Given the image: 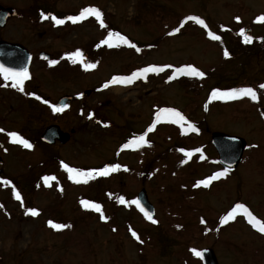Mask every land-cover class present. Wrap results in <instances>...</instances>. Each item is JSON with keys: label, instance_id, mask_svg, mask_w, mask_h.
Segmentation results:
<instances>
[{"label": "rangeland", "instance_id": "obj_1", "mask_svg": "<svg viewBox=\"0 0 264 264\" xmlns=\"http://www.w3.org/2000/svg\"><path fill=\"white\" fill-rule=\"evenodd\" d=\"M40 3L65 23L39 18L37 0H0L2 9L17 13L0 29V41L20 44L31 55L24 91L0 75V264H201L195 252L204 248L213 250L218 264H264V233L243 211L220 223L236 203L264 223V89L259 87L264 83V48L246 54L239 43L241 28L249 30L253 41L264 36V22L257 21L264 15V0ZM86 7L99 9L107 27L101 28L95 17L75 24L67 19ZM190 15L203 19L207 28L187 21ZM181 22L180 31L170 35ZM109 30L141 51L124 44L97 47ZM209 31L220 40H212ZM77 50L84 63L96 67L86 70L83 63L67 58ZM53 60L57 63L51 64ZM187 65L205 73L198 93L168 79L178 77L175 69ZM148 66L165 70L147 73L132 84L109 83ZM241 87H252L257 100L212 99L214 90ZM84 91L90 94L77 99ZM63 95L73 101L65 114L55 116L50 108ZM161 108L186 111L189 119L183 125L161 119L148 132ZM188 124L201 130L192 131ZM49 125L75 133L64 146H46L39 136ZM9 132L33 147L12 143ZM213 133L242 137V162L234 172L192 190L196 181L222 172L210 144ZM141 135L147 143L122 147ZM200 146L204 153L198 164V154L184 148ZM185 153H192L188 160ZM61 162L81 171L121 167L107 177L76 183ZM45 176L54 179L46 185ZM140 190L153 205L157 223H147L131 203ZM81 200L100 204L108 219L102 221ZM30 208L39 214H25ZM49 221L70 227L57 230ZM200 224H206L203 232ZM132 231L139 240L134 241Z\"/></svg>", "mask_w": 264, "mask_h": 264}, {"label": "snow or ice", "instance_id": "obj_2", "mask_svg": "<svg viewBox=\"0 0 264 264\" xmlns=\"http://www.w3.org/2000/svg\"><path fill=\"white\" fill-rule=\"evenodd\" d=\"M87 17H95V19L99 22L101 28L107 27L104 23L103 18H102L101 11L95 7H86L79 13V15L69 16V17H67V19L75 24L79 21L84 20ZM42 18L48 19L49 17L45 16L42 13ZM51 19L54 21V23L56 25H63L65 23V21L63 19H57L55 16L51 17ZM186 20L187 21H194L196 24L207 28L205 21L203 19H200L197 16H191L190 15L186 18ZM236 20L239 21L240 18L236 17ZM257 21L258 22H264V15L259 16L257 18ZM183 26H184V22H181L180 27L175 28L173 30V33H169V34L171 35V34L179 32L181 27H183ZM239 35L243 37L244 43L251 44L253 42V37L250 35H246L245 30L243 28L240 29ZM208 36L212 40H220V36L214 35L211 31L208 32ZM120 44L128 45L129 47L134 48L137 52L140 51V49L135 44L130 43V41L125 36L121 35L118 32H111V31L108 32V35L105 39L100 41V43L97 45V47H100L101 45H107L109 48H112L114 46H119ZM224 55H225V57H228L229 52L225 51ZM67 58L69 60H71L73 63H77V62L83 63V66L86 70L87 69H94L96 67L95 63H84L83 54L79 50H77L73 53H70ZM50 63L56 64L57 61L53 60V61H50ZM167 67H171V66L169 65ZM164 70H165L164 67L148 66V67H145V68H142L138 71L133 72L129 76H124V77L115 76L112 78V80L109 83H112V84H116V83L132 84L136 79L145 76V74H147V73H160V72H163ZM175 74L189 76V77H199V78H203L205 75L204 72L198 70L196 67H194L192 65H187L184 67L176 68ZM0 75L3 76L4 80L12 81L11 86L14 88H19L20 91H24V88H23L24 81L29 79V73H28L27 69H21V70L17 71V70H13L10 68H6L3 65H0ZM175 78H176V76L173 75V76H169L168 79L172 80ZM109 83H105L103 85V87L104 88L109 87ZM259 87L261 89H264V83L260 84ZM243 97H248L252 101H256L258 98L257 92L252 87L233 88V89H230L227 91H221V90L217 89V90H214L212 92V99H214V100H235V99H240ZM36 98L40 99V97H36ZM44 102L48 103L47 101H44ZM51 107H52V110L54 112H62L65 108L68 107V105H66V104L62 105V106L52 105ZM91 118H92V114H89V119H91ZM161 119L168 120L171 123H176V124H181V125L186 123L185 117L179 111L172 109V108H161L156 113L155 122L153 123V125L151 127L148 128V132L153 131V129L156 126V122L161 121ZM188 128L192 131H196L194 125L188 124ZM3 131H4V129H0V132H3ZM8 136L10 137L12 143L20 144L26 149H31L33 147V145L27 139L22 138L16 132H9ZM145 143H147V141L145 140V136L141 135L138 138L130 140L128 143H125L122 147L124 149H128V148L134 147V146L139 147ZM196 151H199V149H197ZM185 155L191 156L192 153H185ZM61 166L69 174V179L76 182V183H81V182L88 183L89 180H92L96 177H107L110 173L118 171L121 167V165H119V164H112V165L105 166V167H102L99 169H94V170H90V171H81L79 169L69 167L66 163H63V162H61ZM125 170H127V169H125ZM224 175H225V172H218L206 180L198 181L196 186L199 187L200 185H203V186L207 187L211 181L216 180L219 177L224 176ZM53 179H54V177H51V176L43 177L44 183L46 185L49 183L50 180H53ZM4 183H9V182L4 181ZM14 195H15V198L17 200L21 199L19 192H14ZM80 203L85 209L94 210L95 212L99 213L100 214L99 218L102 221H106L108 219L104 215L100 204L92 203V202H89L88 200H81ZM119 203H121V204L125 203L124 197L119 198ZM131 203L135 204L138 208H140V211L144 213L145 217L148 220H150L152 223H157V221L154 220L153 217L151 215H149L148 212L145 211L143 207L140 206L139 201L134 200ZM240 210L243 211V214L247 217L248 222L254 228H256L259 232L264 233V223H262L255 216H253L252 213L249 212L248 209L243 204H236L235 207L227 215H225L221 218L220 223L223 225V224L228 223L230 220L235 219L237 212ZM25 214H31L32 216H37L39 213L37 212L36 209L30 208L27 210V212ZM48 223H49L50 227L57 229V230L70 227V225L57 224V223H53L52 221H49ZM131 234L134 238L139 240V237L135 231H132ZM195 255L200 256L201 253L195 252Z\"/></svg>", "mask_w": 264, "mask_h": 264}, {"label": "water", "instance_id": "obj_3", "mask_svg": "<svg viewBox=\"0 0 264 264\" xmlns=\"http://www.w3.org/2000/svg\"><path fill=\"white\" fill-rule=\"evenodd\" d=\"M15 15L16 11L14 9H0V29L4 28L8 20ZM40 57L47 58V56H45L43 53L40 54ZM30 62V53L22 45L0 41V65L17 71L21 69H27L28 71ZM89 94L90 92L86 91L80 97H85ZM71 100L72 98L68 95L62 96L55 104V106H62L65 104L69 106ZM67 108H65L63 111H65ZM52 112L61 113L54 112L53 110ZM73 133V130L67 133L63 132L56 125H50L45 128L44 132L40 136V140L48 145H54L56 142L61 145H65L70 140V134ZM210 143L217 154V163L226 171L236 170L239 163L241 162L244 153V149L246 146L245 141L240 137L230 136L223 133H213L210 138ZM137 201H139L140 206L143 207L149 215L154 217L155 211L147 198L145 190H141L138 193ZM200 253L201 255L199 256V258L202 264H218L212 250L203 249L200 251Z\"/></svg>", "mask_w": 264, "mask_h": 264}, {"label": "trees", "instance_id": "obj_4", "mask_svg": "<svg viewBox=\"0 0 264 264\" xmlns=\"http://www.w3.org/2000/svg\"><path fill=\"white\" fill-rule=\"evenodd\" d=\"M38 6V7H37ZM37 6H36V12H37V15L39 16V18H41L42 20H45V19H43L42 18V13L45 15V16H48L49 18L51 17V13L46 9V8H44V6L40 3L39 5H38V0H37ZM33 8H34V6H33ZM33 10V9H32ZM34 11V10H33ZM40 19V20H41ZM61 19V18H60ZM109 31H111V30H109ZM240 36V35H239ZM219 41V40H218ZM218 43H220V42H218ZM239 43L241 44V46H243V47H245L247 50H245V52L244 53H246L247 54V52H249V51H252V50H256V49H260V48H264V36H262L261 38H259V39H256V40H254V42L251 44V45H249V44H246V43H244L243 42V40H242V38L240 37L239 38ZM220 47H222L221 46V44H220ZM223 48V47H222ZM141 51V50H140ZM224 51H226V50H223V52ZM82 53V52H81ZM134 69H131L130 70V72H132ZM202 79H204V78H199V77H188V76H184V75H180V76H178V77H176L175 79H172L171 81H174V82H178L179 83V85H181V87L183 88V89H185V90H193V93H198V91L199 90H202V88H203V86L201 85V83L203 82L202 81ZM188 85L190 86V88H188ZM187 88V89H186ZM211 91V90H210ZM209 91V92H210ZM182 115L185 117V119L187 120V119H189V117H188V114H187V112L186 111H183L182 112ZM188 121V120H187ZM195 127V129H196V131L195 132H199L201 129H200V127L198 126V127H196V126H194ZM186 137H188V136H186V135H184V133L182 134V139H186ZM181 143V142H180ZM181 149V148H180ZM187 150L186 152H188V151H193L194 153H195V155H197L198 154V161H197V163L198 164H200V162H203V158H202V154L201 155H199L201 152H203L204 153V147H197V148H195V149H191V148H184V150ZM197 149H199V151H196ZM189 158H187L186 160H188ZM197 182V181H196ZM196 185V184H195ZM195 185H193V186H195ZM181 189H184L183 187L181 188ZM149 223H151V222H149ZM206 224H200V227H202V232H203V228H204V226H205ZM175 228H179V227H175ZM180 231V230H179Z\"/></svg>", "mask_w": 264, "mask_h": 264}, {"label": "flooded vegetation", "instance_id": "obj_5", "mask_svg": "<svg viewBox=\"0 0 264 264\" xmlns=\"http://www.w3.org/2000/svg\"><path fill=\"white\" fill-rule=\"evenodd\" d=\"M264 239V237H262Z\"/></svg>", "mask_w": 264, "mask_h": 264}]
</instances>
